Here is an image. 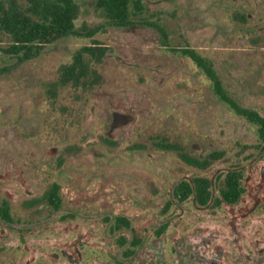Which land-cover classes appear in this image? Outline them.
Returning <instances> with one entry per match:
<instances>
[{
  "label": "rangeland",
  "instance_id": "rangeland-1",
  "mask_svg": "<svg viewBox=\"0 0 264 264\" xmlns=\"http://www.w3.org/2000/svg\"><path fill=\"white\" fill-rule=\"evenodd\" d=\"M74 2L75 29H92V39L106 48L91 63L100 76L91 90L49 92L89 37L62 38L27 60L0 52V197L15 222L32 227L0 225V264H71L54 255L79 233L85 236L81 264H100L89 251L98 243L100 216H126L141 230L143 218L161 214L175 182L204 177L219 190L237 172L245 186L242 206L251 212L246 220L232 228L237 212L181 203L166 214L178 219L163 254L176 253L169 240L180 236L213 258L224 252L247 260L264 248L258 126L229 110L179 52L187 46L206 57L225 92L264 117V0H131L123 25L111 23L98 0ZM7 43L0 34V48ZM159 142L179 151L158 149ZM178 153L211 158L198 169ZM52 183L59 185L60 215L42 202Z\"/></svg>",
  "mask_w": 264,
  "mask_h": 264
},
{
  "label": "flooded vegetation",
  "instance_id": "flooded-vegetation-1",
  "mask_svg": "<svg viewBox=\"0 0 264 264\" xmlns=\"http://www.w3.org/2000/svg\"><path fill=\"white\" fill-rule=\"evenodd\" d=\"M129 2H131V0H129ZM98 7L100 8L99 4ZM40 52L33 53L28 56H21L18 59L27 60L30 59L31 57L38 55ZM64 66L60 68V72ZM90 67L92 71H94L93 73L94 78L89 80L90 82L89 85L84 84L83 80L80 81V84L78 85H75L73 82H69V81L62 82L59 79L60 77L59 74L57 81L53 82L50 85L51 87V91H49L50 96L57 97V94H59L58 91L61 88L62 90L68 88V89H75L76 91L79 90L81 92H88L89 90H91L93 86L98 83L100 76L92 64L90 65ZM258 135H259V131H258ZM259 139H261L260 135H259ZM261 140L264 141L263 139ZM157 147L158 149L161 150L165 149L167 151H173L176 153L179 151L175 146V144H171L168 142H159L157 144ZM178 155L181 157L180 159H182L187 165L198 169H205L206 167H208L209 163L206 160L211 158V155H209L207 159H203V160L197 159L195 157L187 156L185 154L178 153ZM184 157H187L188 159L186 158L184 159ZM191 160H193L194 162L192 163ZM232 175H236L233 178L238 179L237 181L238 191L234 192L236 196L232 200H229L228 198H226V196L229 194L228 189L230 187L228 185V178ZM169 194H168L167 202L163 203V206L161 208L162 211L160 210L161 214L156 215L154 213L151 218H147V219H144L143 218L144 216L141 217V219L143 218L142 223H145L147 225L146 227L141 228V230L138 229L136 230L135 227L132 226V220L128 219V217L126 216H122V215L100 216L99 222L96 224L98 227V235L96 242L98 243L97 246L90 247L89 249L90 252L95 250L94 253L97 261L99 260L100 264L103 263L104 264L105 263L106 264H230L231 261L229 258H233L232 264H264L263 246H259L258 248H256V251H254L255 253L253 255H250L247 258V260L243 258V254H238L234 257L229 256L228 258L224 252H217L215 254V257L213 258L206 256L205 255L206 253L204 252H199L198 250H196L197 242L188 239L186 236H180L179 238H172V240H169V244L177 250L175 254H171V255L163 254V249L165 248L164 243L166 241L165 237L169 230V226L172 224V221L174 219H178L177 216L176 217L174 216L173 218L170 216H166V214L171 209L179 210L181 203L190 200L192 204L206 210L208 209L221 210L224 207L225 209H230L232 213L237 212L236 213L237 218L233 217L229 220L230 222L229 226H232V228H234L235 225H239L238 222L246 220L247 216L251 212L249 213H247V211L245 212L244 211L245 208L244 206H242V204H245L244 198L246 193H245V186L242 182V177L239 172L235 174H228L227 177H225V179L223 180V185L219 190L213 189L212 180L204 177H193L189 179H180L179 181L175 182L172 185ZM41 197L43 199L42 202H44L45 205H47L52 210V215H55V213H57V215H60L62 201L59 196V185L57 183H52L48 191L45 194H43V196ZM34 202L35 201H30L28 203L29 207L33 206ZM0 225H2L3 228L9 229L11 231H16V229L31 230L32 228L31 226L30 228L28 225H23L21 223L15 222L10 214L9 203L5 199H2L1 197H0ZM238 233L240 234L239 228H238ZM76 237L77 238L75 241L71 243H66L63 246V248L59 251V253H56L54 255V257L58 258L60 255L61 259L65 258L69 262H71V264H81V258H82L81 246H83L85 236L79 233L76 235ZM257 241L258 243H263V237ZM70 250H73L72 253L70 252ZM104 260L106 261L103 262Z\"/></svg>",
  "mask_w": 264,
  "mask_h": 264
},
{
  "label": "trees",
  "instance_id": "trees-1",
  "mask_svg": "<svg viewBox=\"0 0 264 264\" xmlns=\"http://www.w3.org/2000/svg\"><path fill=\"white\" fill-rule=\"evenodd\" d=\"M97 3L111 23L123 25L129 21L127 14L129 0H99ZM133 3L138 6L140 2ZM78 11V5L74 0H26L22 3L16 0H0V34L8 40V43L0 48V52L8 57L19 58L40 52L46 46L65 37L82 35L89 37V44L76 51L72 62L61 69L59 77L62 82L69 81L78 85L83 80L84 84L89 85V80L94 78V71L90 65L95 58L102 57L106 48L100 47L96 43L98 41L92 39L94 33L92 29L88 27L75 29L74 21ZM164 39L167 40L166 35ZM179 52L202 71L211 83L215 96L222 103L235 114L259 126V135L264 140V118L240 107L228 96L208 59L187 46H181ZM234 176L236 175L228 178L230 187L226 198L229 200H232L236 196L234 192L238 191V179H234Z\"/></svg>",
  "mask_w": 264,
  "mask_h": 264
}]
</instances>
